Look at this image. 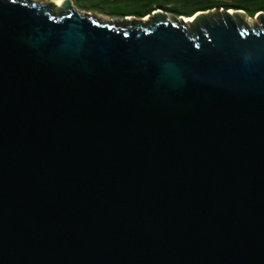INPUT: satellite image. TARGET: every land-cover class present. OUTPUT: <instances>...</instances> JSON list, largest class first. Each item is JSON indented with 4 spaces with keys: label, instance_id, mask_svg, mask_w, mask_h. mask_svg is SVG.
Instances as JSON below:
<instances>
[{
    "label": "water",
    "instance_id": "95a60500",
    "mask_svg": "<svg viewBox=\"0 0 264 264\" xmlns=\"http://www.w3.org/2000/svg\"><path fill=\"white\" fill-rule=\"evenodd\" d=\"M246 17L0 0V264H264V13Z\"/></svg>",
    "mask_w": 264,
    "mask_h": 264
},
{
    "label": "trees",
    "instance_id": "16d2710c",
    "mask_svg": "<svg viewBox=\"0 0 264 264\" xmlns=\"http://www.w3.org/2000/svg\"><path fill=\"white\" fill-rule=\"evenodd\" d=\"M111 5L113 17L144 19L157 10L175 17L190 18L211 10L244 11L249 18L264 13V0H90Z\"/></svg>",
    "mask_w": 264,
    "mask_h": 264
},
{
    "label": "rangeland",
    "instance_id": "374dc122",
    "mask_svg": "<svg viewBox=\"0 0 264 264\" xmlns=\"http://www.w3.org/2000/svg\"><path fill=\"white\" fill-rule=\"evenodd\" d=\"M35 2H39L42 4H49L51 2V0H32ZM53 1V0H52ZM72 1V5L73 7L84 14H88L91 16H97L98 18H100L103 21H109V22H120L121 19L120 17H113L112 12L114 11L111 8V5L109 4H105V3H101L100 1H97V7H93V3L94 1H90V0H71ZM216 12H214L215 14ZM167 18L170 20H173L175 18V16L173 14L167 13ZM150 21L151 18H144V20ZM140 20V19H137ZM133 21V20H132ZM245 23L247 25H249L250 27H258L260 26V22L259 20L255 19V18H249L246 17L245 18ZM188 29L190 30V27H188Z\"/></svg>",
    "mask_w": 264,
    "mask_h": 264
},
{
    "label": "bare ground",
    "instance_id": "6f19581e",
    "mask_svg": "<svg viewBox=\"0 0 264 264\" xmlns=\"http://www.w3.org/2000/svg\"><path fill=\"white\" fill-rule=\"evenodd\" d=\"M57 5H62L66 0H53ZM193 18H185V21H192Z\"/></svg>",
    "mask_w": 264,
    "mask_h": 264
}]
</instances>
